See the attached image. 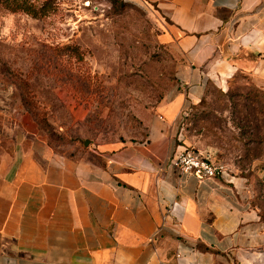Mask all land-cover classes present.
I'll return each mask as SVG.
<instances>
[{"label": "crops", "instance_id": "crops-1", "mask_svg": "<svg viewBox=\"0 0 264 264\" xmlns=\"http://www.w3.org/2000/svg\"><path fill=\"white\" fill-rule=\"evenodd\" d=\"M142 1L164 17L174 86L138 138L55 149L0 92V264H264V222L233 168L197 179L169 164L189 147L178 119L210 88L264 91V0Z\"/></svg>", "mask_w": 264, "mask_h": 264}, {"label": "rangeland", "instance_id": "rangeland-1", "mask_svg": "<svg viewBox=\"0 0 264 264\" xmlns=\"http://www.w3.org/2000/svg\"><path fill=\"white\" fill-rule=\"evenodd\" d=\"M38 1L47 2L44 17L0 10L1 95L22 105L55 149L138 138L141 115L174 86L160 10L142 0ZM173 130L233 168L264 222V91L246 78L225 93L210 88Z\"/></svg>", "mask_w": 264, "mask_h": 264}, {"label": "built area", "instance_id": "built-area-1", "mask_svg": "<svg viewBox=\"0 0 264 264\" xmlns=\"http://www.w3.org/2000/svg\"><path fill=\"white\" fill-rule=\"evenodd\" d=\"M169 164L180 174L191 175L197 179L229 178L225 166L208 152H201L192 148H182L169 159Z\"/></svg>", "mask_w": 264, "mask_h": 264}, {"label": "trees", "instance_id": "trees-1", "mask_svg": "<svg viewBox=\"0 0 264 264\" xmlns=\"http://www.w3.org/2000/svg\"><path fill=\"white\" fill-rule=\"evenodd\" d=\"M48 5L38 0H0V10L10 13L22 12L31 17H44Z\"/></svg>", "mask_w": 264, "mask_h": 264}, {"label": "water", "instance_id": "water-1", "mask_svg": "<svg viewBox=\"0 0 264 264\" xmlns=\"http://www.w3.org/2000/svg\"><path fill=\"white\" fill-rule=\"evenodd\" d=\"M86 143H87V141L85 140V141H84V144H86Z\"/></svg>", "mask_w": 264, "mask_h": 264}]
</instances>
